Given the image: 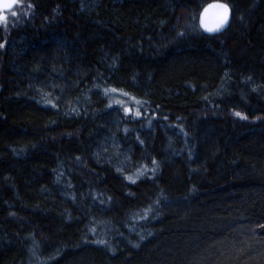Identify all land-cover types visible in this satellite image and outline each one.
Here are the masks:
<instances>
[{
    "label": "trees",
    "instance_id": "obj_1",
    "mask_svg": "<svg viewBox=\"0 0 264 264\" xmlns=\"http://www.w3.org/2000/svg\"><path fill=\"white\" fill-rule=\"evenodd\" d=\"M3 14L0 264H264V0Z\"/></svg>",
    "mask_w": 264,
    "mask_h": 264
},
{
    "label": "water",
    "instance_id": "obj_2",
    "mask_svg": "<svg viewBox=\"0 0 264 264\" xmlns=\"http://www.w3.org/2000/svg\"><path fill=\"white\" fill-rule=\"evenodd\" d=\"M17 2H18V0H17ZM16 4L17 3H15L11 9L4 10V12L12 10ZM220 4L227 6V9H228L227 20L223 23V25L219 29H216L214 31L209 32L206 30V28L203 25L206 24V25H208V27L215 28V26L224 17V9L223 8L213 7V5H220ZM231 14H232V12H231L230 7L223 2L215 1V2H211V3L207 4L205 6V8L202 10L200 17H199L200 26H201V29L203 30L204 34L216 35V34L224 32L230 24ZM202 19H203V24H202Z\"/></svg>",
    "mask_w": 264,
    "mask_h": 264
},
{
    "label": "snow or ice",
    "instance_id": "obj_3",
    "mask_svg": "<svg viewBox=\"0 0 264 264\" xmlns=\"http://www.w3.org/2000/svg\"><path fill=\"white\" fill-rule=\"evenodd\" d=\"M17 3V0H0V23H5L7 20V17L3 14L4 10L6 9H11L13 7V5ZM213 7H220L224 9V17L223 19L220 20V22L215 26V28L213 27H208V25L204 24L203 26L206 28L207 31L211 32L214 31L216 29H219L223 23L227 20V6L220 4V5H213ZM12 15H16V13L13 11L11 13ZM202 24H203V19H202ZM237 115H240L239 113H237Z\"/></svg>",
    "mask_w": 264,
    "mask_h": 264
}]
</instances>
